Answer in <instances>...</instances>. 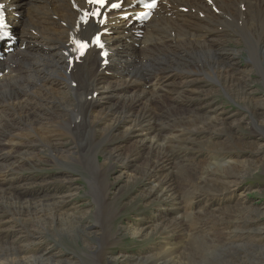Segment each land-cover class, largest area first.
Here are the masks:
<instances>
[{"label":"bare ground","instance_id":"obj_1","mask_svg":"<svg viewBox=\"0 0 264 264\" xmlns=\"http://www.w3.org/2000/svg\"><path fill=\"white\" fill-rule=\"evenodd\" d=\"M136 1L138 0H112L111 3H121V7L112 9L109 5L106 9L109 14L107 23L100 24L95 23L92 17L88 18L87 23L81 22L82 17H85V14L89 13L92 8L88 0H26V2L1 0L12 23V32L17 37L15 47L18 50L15 52L16 55L9 54L3 61H0V93L3 95V99L0 100V116L4 115V123L0 130V165L4 166L3 164L15 160L17 154L35 152V150H40L39 147H45L50 151L51 155H49L52 156L54 162L57 160L63 163L62 165L68 166L77 161L79 157L87 160L92 171L101 173L99 176L100 193L107 205L101 207L97 204L96 216L93 215L96 219L103 220L104 230L95 240L98 243V245L95 243V246L99 248L90 254L83 252L92 264H99V259L107 255L111 258L114 251H108V249L114 247L115 243L119 244L123 240L122 237L125 239L127 235L132 237V235L146 231L145 228L136 230L134 228L135 231H133V228L130 229L126 225L116 226V223H113L119 218L114 206L124 200L121 201L119 194L112 192L115 180L110 177L118 169L123 171L128 168L130 165L127 163L128 161L133 162L132 157H135L137 161L144 157L140 166L142 178L137 182L144 183L142 186L147 189L143 194L142 202L161 199L163 202L174 203L176 195L171 188L170 177L173 176L176 164L172 160L178 157V152L184 147L183 145H186V142L197 141L196 137L193 139L191 137L197 135L198 132H206L204 127H213L216 119L218 120L216 116L213 117L214 115L208 116L209 113L199 116L195 112L194 115H187L190 118L186 116L187 119L183 122L194 123L195 127L189 130L188 124H181V121L179 125L169 118L166 122H162L159 117H153L152 110L148 109V103L151 105L155 101L151 98L154 95L162 100V104H167L166 100L171 98L166 94L168 90L174 95L173 98L177 103L189 104L191 99L194 101L195 98L200 97V95L192 96V93H201L197 86L200 84L199 79L191 80L189 76L194 75L198 70H186L188 80H170L166 86H161L159 82H143L137 79L138 76L135 77V73H140L145 66L149 71L151 62H148V59L160 58L159 56L163 55L164 59L172 56L180 62L181 59L186 58L185 56L196 57L201 52H208L211 53V57L204 58L205 55L203 57L210 60H207L206 64L210 69L212 68L213 74L227 81L231 77L228 70L232 68L230 66L232 63L221 68L220 66H225L220 61L224 60L221 59L223 54H216V50L212 49L213 44H223L226 35L222 38L221 35L225 31L226 34L231 33L233 42L242 45L247 53L249 66L247 64L246 66L250 70L247 71L246 68L242 73L249 75L255 71L261 78L264 77V0H212V3L208 0H159L155 13L143 26H139L127 17L136 14ZM97 33L100 34L101 42L105 43V48L109 51L107 58L101 56V50H98L95 45L90 46L83 56L78 57L72 53L73 38H82L91 42ZM215 38L218 39L214 41ZM21 47L24 49L21 50ZM236 55H240L239 50H233L231 55L227 53L226 57L232 61ZM16 56H19L17 62L14 61ZM140 56L146 59L144 61L146 64L142 62ZM71 57L74 58L72 65L69 63ZM134 58L141 63L139 67L133 66ZM104 60L108 61L107 65H104ZM27 63L29 67L26 68L24 65ZM160 70L166 71L164 72L166 76L176 77V74L170 71L169 66ZM235 81L230 79L226 82L227 90L237 88L239 93V99H237L249 109L252 119L251 129L257 134L260 131L264 132V113H262L264 98L253 101L252 89L242 86L243 84H239V81L234 84ZM148 84H153L152 90L147 89ZM73 87L76 89L74 92ZM71 92L75 95L77 107L81 108L87 116L85 123L75 117L77 112L74 114L73 106L67 102V99L71 100ZM149 93L154 95L150 96ZM53 100H57L64 108H71V115L55 111L52 105ZM108 103L112 105L109 104L111 106L108 105L109 107L105 108ZM197 103L200 104V102ZM40 108L46 109L45 114L41 113ZM260 110H262L261 113ZM196 123L203 126L196 127ZM239 124L238 122V127H241ZM67 143L73 146L67 147ZM99 153L104 156L101 164L97 162ZM258 159L250 165L245 161L242 168L247 171L258 166L257 168L264 173V163L262 164ZM220 161L228 162L222 157L216 161V164ZM239 165L241 166L242 163ZM179 167L183 169L182 166ZM236 169L237 167L233 168L240 173ZM235 173V178H238L239 174ZM135 178V175H128V179L132 182H135ZM6 199L7 197L1 195L0 203H7ZM50 207L48 204H43L42 209L32 207L35 210L31 208L28 211L31 220L34 223L43 222L42 224H45L47 219H50L54 226H57L62 221L61 219L74 222L70 215L59 213L55 210L56 208ZM106 210L108 213L105 212ZM101 214L105 217L99 218ZM24 226L26 227H22L23 230L28 229V223H24ZM67 228L63 229L69 231L68 233L57 231V237L66 238L73 245L75 239L79 243L81 240L77 235V228L72 225ZM80 243L84 246L82 241ZM102 243L104 246H101ZM84 248L88 249L86 246ZM260 252L264 258V249ZM0 264L8 263L3 260Z\"/></svg>","mask_w":264,"mask_h":264},{"label":"rangeland","instance_id":"obj_2","mask_svg":"<svg viewBox=\"0 0 264 264\" xmlns=\"http://www.w3.org/2000/svg\"><path fill=\"white\" fill-rule=\"evenodd\" d=\"M22 1L26 2V0ZM225 35L223 44H213L212 47L216 50V54L224 55L221 56V59L224 60L220 61L225 66L220 67L225 68L232 63L230 65L232 68L229 67L231 69L228 71L231 75L230 79L236 80L234 84L239 81V84H243L242 86L252 89V93L254 92L253 101L264 98V77L261 78L255 71L249 75L242 73L246 68L247 71L250 70L247 53L243 50L242 45L233 42L231 33L226 34L224 31L221 38ZM217 39L215 38L214 41ZM135 46L137 47V45ZM17 50L15 47L11 54L16 55ZM114 50L117 49L114 48ZM233 50H239L240 55H236L235 59L229 61L228 57L230 56L226 57V54L231 55ZM54 51L57 52V50ZM162 56L148 59V62L152 63L148 68L149 71L145 66L140 70L141 74L135 73V77L138 76L137 79L143 82H159L161 86H166L170 80L185 81L191 76V80L199 79L200 84L197 86L202 94L192 93V96L200 95L194 101L191 99L192 103H177L173 98L174 95L168 90L166 94L171 98L166 100L167 104H162L161 99L149 93L150 96L154 95L151 98L155 100L151 105L148 103V109L152 110V116L159 117L162 122L169 119L175 120L174 122L178 125L180 123L187 125L188 122L183 123L187 119L186 116L194 115L195 112L199 116L209 113L208 116L214 115L213 117L216 116L218 120L215 118L213 127L205 126L206 132H198L197 135L191 137L192 139L196 137L197 141L186 142V145H183L184 147L178 152L177 161L176 159L172 160L177 166L174 167L173 176L170 177L171 188L176 195L174 203L163 202L161 199L142 202L143 194L147 189L142 186L144 183L137 182L142 178L140 166L144 157L139 160L140 162L132 157L134 163L128 161L127 165H130L128 168L123 171L118 169L110 177L115 180L112 192L119 194L122 198L121 201L124 200L114 206L119 218L113 223H116V226L126 225L130 229L133 228V231L139 228H145L146 231L138 235L131 234L132 237L127 235L125 239L122 237L123 240L119 244L115 243L114 247L108 249V251H114L111 258L108 255L102 257L99 259V264H264V258L260 252L261 249H264V173L257 168L258 166L253 168L254 170L248 169L247 171L242 168L245 161L250 165L258 158L262 164L264 163V132L260 131L257 134L255 130L251 129L252 119L249 109L238 100L237 88L230 89V92L227 90L226 82L230 79L222 80L221 77L212 73V68L210 69L206 64L210 60L204 59L210 58L211 53L201 52L196 57L185 56L186 58L181 59L180 62H177L172 56L167 59ZM17 57L19 59V56H16L15 62L18 61ZM140 59L145 63L146 59H142V56ZM133 62L134 67H139L141 64L136 58L133 59ZM166 65L169 66L171 72L176 74V77L174 75L166 76L164 73L166 71L160 70L167 67ZM25 66L27 68L29 64L27 63ZM186 70H198L199 73L197 71L194 75L188 76ZM203 70L204 72H202ZM245 79L247 80L243 81ZM147 86L148 90L153 89V84ZM169 88L171 89V87ZM74 90H76L75 87H73V92ZM175 92L179 91L175 90ZM70 94L71 100L67 99L68 104L73 106L70 105L73 111L75 110L74 114L77 112L75 117L85 123L87 119L85 112L77 107L75 95L72 92ZM2 96L0 93V100L3 99ZM36 103L39 104L38 101ZM109 104L112 105V103H108L105 108L111 106ZM52 105L55 111L71 115L72 109L64 108L57 100H53ZM43 109L41 113L45 114L46 109ZM261 112L262 110H260ZM262 113H264V108ZM17 119L19 120V117ZM0 120V130H2L3 114H1ZM238 122L241 127H238ZM200 126L203 125L196 123V127ZM192 127H195L193 122L187 125L189 130H192ZM66 146L72 147L73 145L67 143ZM38 149H40L37 150L38 152L35 150V152L28 151L25 152L26 154H17L15 160L3 164L7 167L0 165V185L2 183L0 196L3 195L10 200L6 199L7 203H0V246H2L0 247V262L6 260L8 264H92L83 254H90L99 248L95 246L97 243L95 240L104 230L103 220L94 217L97 204L101 207L107 205L100 193L99 176L101 173L92 171L86 159L77 157V161L64 166L60 161H53L47 148L39 147ZM36 154L37 156H35ZM222 157L228 162L220 161L218 163L220 165L216 164V161ZM103 159L104 156L99 153L97 162L101 164ZM178 162L179 165H177ZM239 163L242 165L240 166ZM179 166H182L183 169ZM235 167L240 173L233 170ZM235 172L237 175L239 174L238 178H235ZM128 175H135V182L129 180ZM186 176L187 178H185ZM43 204L50 205V208H56L55 210L59 213L70 215L74 222L61 219L62 221L54 226L52 221L47 219L45 224H42L43 222L34 223L28 211L32 207L42 209ZM105 212L108 213L107 210ZM102 217L105 215L101 214L99 218ZM93 218L95 219L93 220ZM24 223H28V229L24 228L23 230L22 227H26ZM70 225L77 228L79 240L88 249L84 248L81 241L78 243L75 238L73 245L69 243L68 239L57 237V231L68 233L69 231L63 228ZM101 246H104V243ZM181 255L185 256L184 259ZM155 259L157 261L154 262ZM109 261L111 263H108Z\"/></svg>","mask_w":264,"mask_h":264},{"label":"snow or ice","instance_id":"obj_3","mask_svg":"<svg viewBox=\"0 0 264 264\" xmlns=\"http://www.w3.org/2000/svg\"><path fill=\"white\" fill-rule=\"evenodd\" d=\"M209 3H212V0H208ZM89 4H94L97 7L95 8V10L92 13H86L85 14V18H84V23L88 22V18L89 17H94L97 18V23L103 24L105 23L107 17L104 16L101 13V9L104 8L106 5H109L110 0H88ZM157 6L156 4V0H153V2L151 4H147L146 7L149 8H155ZM110 7L112 9H118L121 7V3H110ZM3 9V5L0 4V39H3L7 36H9V32L7 31V24L4 18V13L2 11ZM72 43L74 44V48L73 51L78 52L79 56H83L85 54V52L87 51V49L92 46L95 45L99 48H103V43L100 40V34L97 33L91 40V42H89L86 39H80V38H73ZM102 55H107V53H102ZM69 63H72V60H69Z\"/></svg>","mask_w":264,"mask_h":264}]
</instances>
